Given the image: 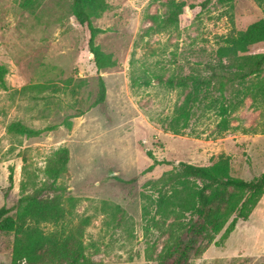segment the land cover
<instances>
[{
	"label": "rangeland",
	"instance_id": "374dc122",
	"mask_svg": "<svg viewBox=\"0 0 264 264\" xmlns=\"http://www.w3.org/2000/svg\"><path fill=\"white\" fill-rule=\"evenodd\" d=\"M107 1L109 8L93 19L105 30L96 42L117 64L98 71L89 30L73 16L71 0H40L31 9L21 8L20 0H0V64L8 69V88L0 87V208L14 213L20 196L44 183L47 158L67 146L68 172L58 182L76 206L65 220L43 223V231L62 233L87 219L83 241L90 264H156L150 255L161 250L164 228H146L165 173L179 162L210 165L222 156L234 177L264 173V74L225 91L231 103L226 130L219 107L207 99L179 133L166 127L181 90L140 85L133 77L207 74L227 37L264 18V0H212L193 10L190 5L205 0H175L185 4L180 25L149 34V15L163 16L169 0ZM261 52L264 42L250 47V53ZM100 76L106 100L92 106ZM14 121L54 129L25 137L8 132ZM221 235L188 264H264V195L247 221L239 220L223 242ZM13 243V233L0 231V264L11 263Z\"/></svg>",
	"mask_w": 264,
	"mask_h": 264
},
{
	"label": "trees",
	"instance_id": "16d2710c",
	"mask_svg": "<svg viewBox=\"0 0 264 264\" xmlns=\"http://www.w3.org/2000/svg\"><path fill=\"white\" fill-rule=\"evenodd\" d=\"M39 1L20 0V7L31 9ZM216 1L229 3L234 0ZM210 2L212 0H205L189 7L191 10L205 8ZM165 6L163 16L149 15L153 25L147 28V34L151 30L160 32L180 25L185 4L169 0ZM108 8L107 0H71L73 16L89 30L88 46L98 71L117 64L113 54L105 52L96 42L97 36L105 30L95 26L93 19L101 16ZM263 42L264 18H261L226 38L217 50L216 63L206 65L207 74L197 72L167 76L165 73H155L133 77L134 82L144 86L157 82L170 89L181 90V103L166 127L174 133L187 127L193 109L207 99L209 106L219 107V114L222 116L220 126L222 130H226V115L231 103L225 96V91H229L235 82L264 74V52L250 53L252 45ZM7 73V67L0 64V87L3 89L8 88L5 79ZM214 92L218 94L212 97ZM106 96L105 81L100 76L97 98L92 106L103 104ZM262 96L264 97V89ZM65 124L67 128L72 126L71 121ZM53 129L54 126L35 129L20 121L8 125L9 133L25 137L40 136ZM148 154L151 156L150 152ZM69 160L70 150L67 146L55 149L46 160L43 169L45 181L42 186L21 195L13 207L14 213L6 206L0 208V231L14 234L10 264L91 263L83 241L87 219L62 233L46 234L41 227L43 223L65 220L72 215L76 206L75 197L65 195V187L58 182L68 172ZM161 162L155 161L154 164ZM154 164L148 170H152ZM10 182L12 185V174ZM263 195L264 173L252 180L234 177L228 157L222 156L210 165L179 162L160 178L159 191L153 199L155 216L160 218H148L146 229L150 230L162 223L164 229L161 234L165 238L159 253L155 257L150 255V258L156 264H188L192 258L205 252L219 233L222 232L220 241L223 242L235 230L239 220L247 221ZM144 211L146 215L149 214L147 207Z\"/></svg>",
	"mask_w": 264,
	"mask_h": 264
},
{
	"label": "water",
	"instance_id": "95a60500",
	"mask_svg": "<svg viewBox=\"0 0 264 264\" xmlns=\"http://www.w3.org/2000/svg\"><path fill=\"white\" fill-rule=\"evenodd\" d=\"M189 10V9H188Z\"/></svg>",
	"mask_w": 264,
	"mask_h": 264
}]
</instances>
